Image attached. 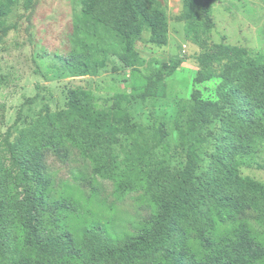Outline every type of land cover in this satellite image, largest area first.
Listing matches in <instances>:
<instances>
[{"label":"trees","instance_id":"1","mask_svg":"<svg viewBox=\"0 0 264 264\" xmlns=\"http://www.w3.org/2000/svg\"><path fill=\"white\" fill-rule=\"evenodd\" d=\"M18 1L0 0V7L9 9L0 11V36L10 30L5 16ZM147 2L160 31L141 12L144 0H86L75 48L60 57L63 70L71 76L96 75V55L107 52L94 46L96 35L142 79L132 88L138 99L165 98L166 78L182 61L142 75L145 60L131 48L143 28H150L158 43L165 35L163 8L157 0ZM212 3L204 0L197 10L194 0H183L179 20L187 40L199 43L211 32ZM127 9L136 14L126 31L120 25ZM196 61L186 128L192 133L219 122L204 169L200 137L187 147L182 169L156 161L151 151L168 150L167 135L158 126L145 134L142 127H127L121 107L125 93L115 96L112 107L98 110L86 93L89 107L70 99L63 110L43 111L13 139L11 128L0 137V264H264V190L253 192L237 177L264 146V51L221 43ZM213 79L219 80L216 100L208 102L196 86ZM123 138L129 149L120 160L116 147ZM73 152L90 164L95 177L112 182L114 194L137 193L136 201L151 216L136 225L137 234L118 230L114 216L90 210L96 190L84 199L72 187L56 189L45 172V156L65 160Z\"/></svg>","mask_w":264,"mask_h":264},{"label":"rangeland","instance_id":"2","mask_svg":"<svg viewBox=\"0 0 264 264\" xmlns=\"http://www.w3.org/2000/svg\"><path fill=\"white\" fill-rule=\"evenodd\" d=\"M194 1L196 9L200 10L204 0ZM157 2L165 15V35L159 37L160 43L153 41L152 30L146 27L134 39L131 48L145 60L139 71L146 75L165 63L171 64L177 60L182 63L166 78L165 98H150L142 102L132 91V88L141 85L142 79L124 68L109 43H98L96 35L92 37L94 46L107 50L96 55L100 65L96 75L71 76L63 70L60 59L75 48L76 27L83 25L79 20L82 19L86 0H19L5 16L10 30L0 36V137L11 128L13 139L21 128L43 111L63 110L70 99H78L89 107L86 93L92 95L91 105L97 110L112 107L115 96L125 93L126 100L121 102V107L128 114L127 127H142L145 134L150 133L153 126H158L167 135L164 143L168 150L157 148L151 151L156 161L182 169L187 147L194 143L196 137H200L203 143L198 155L202 168H206L209 164L207 155L213 150L211 132L216 131L219 122L198 127L192 133L186 128L192 109L193 79L198 70L196 57L216 50L221 43L242 47L253 53L263 52L264 0H213V28L199 43L185 38L184 23L179 20L183 0ZM8 10L0 7L1 12ZM127 10L126 17L120 23L126 31L136 14L133 9ZM140 10L156 27L155 31H160L161 25L152 15L147 0H144ZM218 82L213 79L196 86L204 100H216ZM32 97H35L32 103H25ZM18 115L20 119L14 125ZM128 149V140L123 138L122 144L116 147L120 160ZM45 164V172L56 189L72 187L80 192L77 196L82 195L84 199L90 198L93 190H96L90 210L114 216L118 230L125 229L137 234L136 225L151 219L149 209L136 201L137 193L114 194L112 182L95 177L90 164L76 152L65 160L47 153ZM237 177L253 192L264 190V146L254 153L250 166L239 168ZM85 218L90 220L93 216Z\"/></svg>","mask_w":264,"mask_h":264}]
</instances>
